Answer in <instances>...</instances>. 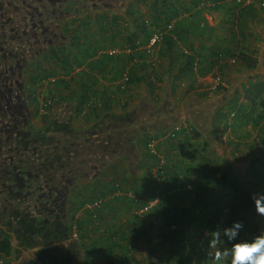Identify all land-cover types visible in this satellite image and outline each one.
<instances>
[{
    "label": "trees",
    "instance_id": "16d2710c",
    "mask_svg": "<svg viewBox=\"0 0 264 264\" xmlns=\"http://www.w3.org/2000/svg\"><path fill=\"white\" fill-rule=\"evenodd\" d=\"M210 13L221 14L222 34L209 23ZM70 18L61 24L66 38H56L58 48L47 54L51 67L31 79L35 86L49 80L51 97L67 91L57 98L64 110L46 126L45 138L28 140L26 171L20 177L14 172L11 182L12 215L0 221L36 229L42 219L34 209L40 208L48 216V236L65 239V232L78 228L83 242L73 239L72 256L52 257L50 264L73 259L74 264H202L210 233L235 221L243 224L237 240H248L257 223L251 222L253 204L245 182L264 181V79L246 77L221 101H211L229 91L232 71L264 65V37L254 29L264 26V0H92ZM156 33L160 40L152 50L148 45ZM259 39L258 46L254 41ZM118 47V53L112 52ZM218 74L214 87L204 82ZM163 82L179 94V103L190 96L194 102L186 122L169 133L165 130L181 121L174 108L166 121H159ZM137 89L149 98L157 121L134 122L133 104L142 97ZM35 94L32 103L38 102ZM80 118L83 128L75 124ZM253 130L259 140L249 143ZM216 139L224 153L212 147L216 156L211 158L207 151ZM153 140L154 150L149 146ZM35 145L40 151H33ZM243 147L248 149L244 156ZM129 151L139 155L145 168L141 175L124 173L102 182L109 164L127 161ZM247 156L245 179L234 164ZM35 163L42 173L33 170ZM85 181L97 188L80 201L77 187ZM155 200L147 212H135ZM95 201L101 202L85 209ZM121 207L128 219L121 224L115 217L109 223L106 211L117 214ZM2 231L0 257L11 264L13 239ZM64 247L69 254L71 246Z\"/></svg>",
    "mask_w": 264,
    "mask_h": 264
},
{
    "label": "flooded vegetation",
    "instance_id": "af4514ba",
    "mask_svg": "<svg viewBox=\"0 0 264 264\" xmlns=\"http://www.w3.org/2000/svg\"><path fill=\"white\" fill-rule=\"evenodd\" d=\"M90 1L92 0H0V219L11 217L12 209H8L14 206L9 205L14 197L10 190L11 182L14 181V172L20 177L26 171L25 158L30 145L28 140L45 138L46 126L56 117L55 115L46 120L47 114H42L41 103H32L30 96L38 87L31 85V79L38 71L44 72L46 69L45 64L49 59L47 54L51 47L54 49L58 39L66 38L62 32V22L70 20L72 14L84 6V2L89 4ZM56 38L58 39L55 40ZM35 118H38L39 124ZM37 148L35 145L33 151L39 150ZM37 165L35 163L33 167L36 174L42 170ZM19 180L22 182V178ZM42 180L46 183L45 178ZM34 211L42 219V224L36 229L27 226L22 230L18 229L19 226L22 227L19 223L8 225L0 221L2 232L12 239L16 238L18 244L28 251V256L16 264H40L32 257L34 253L45 255L49 260L50 257H55V261H58V255L71 257L75 250L73 246L77 245L73 244L69 231L63 234L65 239L48 236L47 233L51 232L46 225V211L40 208ZM24 237L28 239L22 241ZM65 244L71 246L69 254ZM74 260L69 264H74Z\"/></svg>",
    "mask_w": 264,
    "mask_h": 264
},
{
    "label": "rangeland",
    "instance_id": "374dc122",
    "mask_svg": "<svg viewBox=\"0 0 264 264\" xmlns=\"http://www.w3.org/2000/svg\"><path fill=\"white\" fill-rule=\"evenodd\" d=\"M92 15L95 16L96 13L92 12ZM221 18L222 17H221L220 13H219V16H218V14H216L215 25L218 27L219 30H221L220 33L222 34L223 30H222V26H221ZM254 29H256V31L258 33H261L262 37H264V31L259 30L260 27H258V28L255 27ZM156 34L159 35V33H156ZM158 42H159V40L153 45H151L149 43L148 47L151 48V49L155 48V46H156V44ZM262 43L263 42H260V39L254 41V44H256L258 46L260 44H262ZM120 49L121 48L118 47L117 49L112 50V52L118 53L120 51ZM75 50H73L72 52L76 53ZM152 50H154V49H152ZM260 50H261L260 62H261L263 60V57H264V43H263L262 48ZM51 64H52V60L48 59L47 63L45 64L46 69H49L51 67ZM82 68H83V66L82 67H76L74 73L75 72H79ZM241 72H244V71H241ZM245 73H249V76H250L251 80L252 79L253 80L264 79V65L261 64L259 67H257L255 70H253L251 72L249 71V72H244V73H237L235 71H232V73H230V75L227 76V77H231V78H233V80L235 78V80L232 83L233 85H231L229 87V91L228 92H224V93H221L220 95L215 96L216 98L213 101H211V104H215L217 101L218 102L221 101L223 99L222 96H226L232 90L234 91L236 88H239L240 84H241V81L246 79V77L244 79H242V77H240V76L244 75ZM236 76H238V77L236 78ZM220 78H221V76L219 74H218L217 77L216 76H212V75H208V76H206L204 78V82H207L209 84V86L211 85L212 87H214L215 85L218 84V82L220 81ZM50 80L54 81L55 77H51ZM163 86H164L165 90L161 89L160 92H159L161 97H162V99L160 100L159 104L157 103L158 105L156 104L157 106H159V109L163 108V111L161 112V114L159 116L160 117L159 121L160 122L166 121L167 120L166 117L168 116V114L170 113V111L173 108H174V114L177 115L180 119L178 117L177 118L179 119V121H181V123L175 125L174 128H172L173 126H170V127L168 126L169 128H167V130H165V132L169 133V132H171V130L175 129L177 126H181L182 123L186 122V118L188 116H190V114H191L190 108L188 106L189 105L191 106L192 103H194V102L192 101V98L190 96V97H187L185 100H183L182 103H179V101L177 100V97H178L179 94H177V96L173 95L172 89H171V86L169 85V83L163 82ZM36 87H38L37 88L38 90H36L35 96L38 98V102L41 103L42 114H45V113L47 114L45 116V119L48 120V118H51V117H53V116H55L57 114L58 115L62 114V110H64L63 109V103H62V101L60 102V100L58 101L57 98H59L58 96H60V94L62 96L63 94L64 95L68 94V92L64 91V90H61L60 92H57L58 95L55 96L56 98L51 97L50 96L51 94H50V82H49V80L42 81ZM137 92H139V96H142V97L138 98V100L134 101V104H133L134 105V109L132 110V113L135 116L134 122H137V121H139V122H144V121L155 122V121H157L158 120V118H157L158 116L155 117V114H154L155 112L150 114L152 112V110H151L152 105L150 104L149 98H146L147 95L145 93H143L142 89H137ZM56 99H57V101H56ZM149 115L151 116V118H148ZM211 115H212V113L210 114L209 118L211 117ZM152 116L154 118H152ZM35 121H36V123L39 124L38 118H35ZM75 124H76V126L78 128H83L86 125V123H84V121H83V118L75 119ZM205 131H206V129H205ZM251 132H252V136L248 139V142L249 143L256 142V141H254L255 138H256V140L257 139L259 140V137L256 135L257 132L254 131V130L251 131ZM166 136H168V135H166ZM215 144H217L219 147L222 146L221 145L222 143H221V141L219 139H216V140H214V142H212L211 147H209V150L207 151V154H209L211 158H214L216 156V154L213 153V151H212L213 150L212 147L216 148L214 146ZM242 152H243V156H244L248 152V149L243 147ZM218 154L220 156L223 155V154H220V153H218ZM138 156L139 155L137 153L132 155V152L129 151L127 161H124L123 159L114 160L111 164H109L107 169L104 171L105 175H103L102 182H106L110 178L122 177L124 175V173H130V174H135V175L140 176L141 172H143L145 168L142 166V162H139V157ZM248 158L249 157L247 156L246 161L242 162V163H246V164L249 163L250 159H248ZM153 173H155V171H153ZM251 182H255V181L251 180ZM245 184H246V182H245ZM100 186H102V184H100ZM127 186L130 188L128 194L130 196H132V190H133V187H134V180L131 179L129 181V183H127ZM190 186L191 185H188L189 188H191ZM252 187L254 188V184H252ZM92 188L94 189V188H97V187L90 185L86 181L79 183V186L77 187V189H79V190H77V192H76V194H78L77 197L79 198V200L80 201H84L85 197H87V195H85L86 192H89L88 190H92ZM253 191L256 192L257 188H254ZM84 195H85V197H84ZM230 198H231L230 195L227 196L226 199H225V202L228 203L230 201ZM250 199L251 198L249 197V200ZM192 201L193 200H189L188 202H190V204H191ZM250 201L252 202V204H254L253 199H251ZM156 202H157V200L151 201L145 208H142L140 210L138 209L135 212L138 213V214H142L144 212H147L152 206H154L156 204ZM188 202H187V204H188ZM226 203H224V205ZM85 209H88V207H86ZM229 209H230L229 207H225L224 211L228 212ZM78 214L80 215V212ZM105 217L107 218L109 223L111 221H113L115 217L117 218V222L121 223V224L128 219L126 211H124V208L122 209V207H121V209H119L117 214H113L112 210L109 209L108 212L106 211ZM257 217H258L257 213L254 211V214L251 215V222H254L255 218H257ZM256 223H257V229H256V231L254 232L253 235H250V238H249L250 240H251V238L254 237V235H258L259 234L258 230H262L264 228V215L262 216V219L260 218L259 220L256 221ZM256 223H254V224H256ZM262 232H263V230H262ZM247 234H249V232ZM70 237L72 239H74L75 241H78V242L82 241L83 242V240H81L80 230H78V228H76V227L70 233ZM223 239L225 240V247H230L231 246V242L227 241V237H223ZM13 243H15L14 244L15 245V249H14V252H13V255H12L10 263L13 262L14 264H16L18 261L22 260L24 256L28 255L27 254L28 251L24 247H22L20 244H18V240L16 238H13ZM214 251H215L214 249H210L209 253H208V257H203L202 256L201 258H199V260H201L202 264H216V262L212 259V256H211V253H213ZM32 257L35 258L37 263H40V264H50V262H51L50 261L51 257H50V260H49V259H47L49 257H47L45 255L44 256H39L38 254L34 253V255ZM55 264H57V263H55ZM224 264H228V262L225 261Z\"/></svg>",
    "mask_w": 264,
    "mask_h": 264
},
{
    "label": "clouds",
    "instance_id": "9594fccd",
    "mask_svg": "<svg viewBox=\"0 0 264 264\" xmlns=\"http://www.w3.org/2000/svg\"><path fill=\"white\" fill-rule=\"evenodd\" d=\"M252 199L257 213L264 215V192L253 194ZM242 227V222L235 221L223 230L217 228L210 233L209 248L215 250L211 256L216 264H224L225 261L228 264H264V232L251 240H237ZM223 237L232 242L230 247H225Z\"/></svg>",
    "mask_w": 264,
    "mask_h": 264
},
{
    "label": "crops",
    "instance_id": "0c3cea01",
    "mask_svg": "<svg viewBox=\"0 0 264 264\" xmlns=\"http://www.w3.org/2000/svg\"><path fill=\"white\" fill-rule=\"evenodd\" d=\"M216 14H218V13H216ZM216 14L215 13H210V14H208L207 15V19H208V21H209V23L210 24H214L215 25V22H216V19H215V17H216ZM218 16H219V14H218ZM258 27H260V29L259 30H262V31H264V26H257V28ZM238 76H236V78H237ZM240 77H242V79H244L245 77H249V73H245L244 75H242V76H240ZM188 107H190V105L188 106ZM215 147H216V149L218 150V152L220 153V154H223L224 153V151L222 150V146H218L217 144H215L214 145ZM242 162H245V161H237L234 165H235V171H236V173L238 174V175H240V176H242V178H245L244 176H246V173H247V171H248V169H249V166H250V162L249 163H242ZM246 179V178H245ZM258 181V182H257ZM256 182V183H255ZM255 182H251L248 178H247V182H246V185L249 187L248 188V191H249V193L247 194V195H250L249 197L252 199V196H253V194H255V193H259V192H264V181H262L261 180V178L259 177L258 179H256V181ZM252 184H254V188H257V191L256 192H254L253 191V187H252ZM250 199V200H251ZM254 201V200H253ZM188 204H190V203H188ZM253 211H255L256 213H257V211H256V208H255V203L253 204ZM77 215H79L78 213H77ZM257 218H255V220H254V223H256V221L257 220H259L260 218L262 219V216L263 215H260V214H258L257 213ZM263 230V232H264V228L262 229ZM262 230H258L259 231V234L262 232ZM261 231V232H260ZM207 233H208V231H205V235H207ZM254 233H249L248 234V240H249V238H250V235H253ZM254 236H256V235H254ZM252 239V238H251ZM78 243V242H77ZM232 243V242H231ZM79 244V243H78ZM209 250L210 249H208V253H209ZM28 256V255H27ZM25 257V256H24ZM206 257H208V255L206 256ZM77 262H79V261H77Z\"/></svg>",
    "mask_w": 264,
    "mask_h": 264
},
{
    "label": "built area",
    "instance_id": "2783aa9c",
    "mask_svg": "<svg viewBox=\"0 0 264 264\" xmlns=\"http://www.w3.org/2000/svg\"><path fill=\"white\" fill-rule=\"evenodd\" d=\"M249 1H251V0H247V2H249ZM159 37H160V35L154 34V36L150 40V44L151 45L155 44L158 40H160ZM179 129H180V126H177L175 128V130H179ZM172 134H173V132H172ZM155 144H156V142L154 140L149 144V146L152 148V150H154ZM100 202L101 201H95L93 203H88L86 207L93 208V207H95L96 204H99ZM0 264H8V263L5 261V259L0 257Z\"/></svg>",
    "mask_w": 264,
    "mask_h": 264
}]
</instances>
